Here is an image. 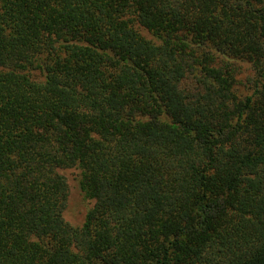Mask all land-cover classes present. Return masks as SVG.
Returning a JSON list of instances; mask_svg holds the SVG:
<instances>
[{
	"label": "trees",
	"instance_id": "1",
	"mask_svg": "<svg viewBox=\"0 0 264 264\" xmlns=\"http://www.w3.org/2000/svg\"><path fill=\"white\" fill-rule=\"evenodd\" d=\"M0 264H264V0H0Z\"/></svg>",
	"mask_w": 264,
	"mask_h": 264
},
{
	"label": "rangeland",
	"instance_id": "2",
	"mask_svg": "<svg viewBox=\"0 0 264 264\" xmlns=\"http://www.w3.org/2000/svg\"><path fill=\"white\" fill-rule=\"evenodd\" d=\"M244 74L242 79L247 76V66H243ZM61 174L65 177L69 195L67 200V205L63 213L64 218L73 226H79L84 220L86 211L91 206V201L86 200L78 186V172L75 169L62 170Z\"/></svg>",
	"mask_w": 264,
	"mask_h": 264
}]
</instances>
